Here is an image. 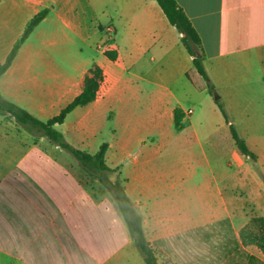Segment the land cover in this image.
<instances>
[{
  "label": "crops",
  "instance_id": "0c3cea01",
  "mask_svg": "<svg viewBox=\"0 0 264 264\" xmlns=\"http://www.w3.org/2000/svg\"><path fill=\"white\" fill-rule=\"evenodd\" d=\"M175 1L200 39L205 79L155 0L105 8L115 60L97 48L94 58H73L71 37L42 29L55 16L82 37L87 7L70 13L88 0H0L1 63L27 22L49 9L0 77V94L45 121L82 92L97 65L95 100L54 128L91 154L107 143L106 164L117 170L110 179L124 180L157 264H264L240 237L253 217L264 219V0ZM29 95L37 114L23 104ZM214 98L255 161L225 141L231 134ZM231 157L244 169L235 171ZM0 264H146L110 192L70 153L1 115Z\"/></svg>",
  "mask_w": 264,
  "mask_h": 264
},
{
  "label": "trees",
  "instance_id": "16d2710c",
  "mask_svg": "<svg viewBox=\"0 0 264 264\" xmlns=\"http://www.w3.org/2000/svg\"><path fill=\"white\" fill-rule=\"evenodd\" d=\"M155 1L162 10L169 24L181 35V42L191 56L197 74L205 79L206 72L202 66L203 51L201 42L189 19L175 0ZM48 13L49 9L44 8L27 22L23 32L13 44L5 61L3 63L0 62V77L10 68L21 46L26 42L34 29L47 17ZM103 53L111 60L117 58L116 53L111 50H105ZM186 78L195 85L190 73H186ZM102 80V70L97 65H93L84 78L82 92L62 108L57 115L45 121L36 118L26 109L7 100L1 94L0 115L12 118L19 126L23 127L28 132L32 133L36 131L39 135L46 137L60 148L70 153L90 176L96 178L110 192L127 225L129 234L133 238L139 252L142 254L145 263L157 264L154 251L145 237L141 217L125 192L123 186L124 180L118 175L114 180L110 179V174L117 170L111 169L106 164L105 155L108 148L107 143L101 144L99 149L91 154L87 151L72 147L64 140L63 135L54 128L55 125L62 124L66 117L75 108L84 107L93 102ZM197 89L202 90L203 87L197 86ZM209 95L213 97L212 91H209ZM214 103L229 127L231 138L239 153L255 161L257 158L256 155L249 149L244 138L240 136L235 126L230 122L229 116L221 101L214 98ZM181 119V110L175 109V127L178 128L180 126ZM240 237L243 243L254 244L264 253V219L261 217H253L249 224L241 230Z\"/></svg>",
  "mask_w": 264,
  "mask_h": 264
},
{
  "label": "rangeland",
  "instance_id": "374dc122",
  "mask_svg": "<svg viewBox=\"0 0 264 264\" xmlns=\"http://www.w3.org/2000/svg\"><path fill=\"white\" fill-rule=\"evenodd\" d=\"M154 1V0H153ZM60 5V4H59ZM114 0H88V3L86 5L84 4H72V6L76 7L70 14L71 15H80L82 14L81 8L87 7V9L84 10V14L87 16V26L86 29H84V34L82 37L78 36L75 32L70 30L69 28H65L56 18L55 16H51L50 20L43 25V30L48 34H56V35H66L68 37H71L73 40V44L70 46V53L72 57H81V58H94L96 57V50L100 49L102 51L112 49L111 44V35L112 32V26L110 24L111 17L107 15L105 12L106 7H114ZM63 6V5H61ZM58 7V5H57ZM94 16L92 19V25L90 21V17ZM101 35V38H100ZM34 42H37L34 40ZM58 62L60 63V66L63 67L67 65L68 59L64 58L63 55H59ZM73 61V59H72ZM37 102V97L29 95L23 100V104H25L28 109L35 114L39 112V109L35 106V103ZM50 113V112H49ZM138 115V114H137ZM139 115H144V111L139 112ZM138 115V116H139ZM47 116L46 114L41 115V117ZM104 126V133H103V140L108 137L107 124ZM244 126V125H241ZM246 126V125H245ZM236 129H238L237 125L235 124ZM260 135L264 138V125L262 130L260 131ZM99 141V140H98ZM227 143L231 142L232 148H235L230 136L228 133H226V140ZM257 142V141H253ZM264 145V144H263ZM228 148H226V151ZM264 149V147H263ZM232 163L233 169L235 171L243 170L244 165H241L239 161H236L234 157H231L229 160ZM257 165V162H252L251 160L247 159V165H249V168L255 169L254 165ZM243 166V167H241ZM111 178H113L112 175H110ZM198 179L195 178L191 180V184L193 182H196Z\"/></svg>",
  "mask_w": 264,
  "mask_h": 264
}]
</instances>
